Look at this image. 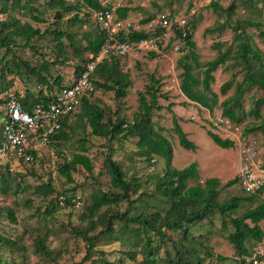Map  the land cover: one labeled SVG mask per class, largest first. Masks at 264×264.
Returning <instances> with one entry per match:
<instances>
[{
    "label": "trees",
    "instance_id": "obj_1",
    "mask_svg": "<svg viewBox=\"0 0 264 264\" xmlns=\"http://www.w3.org/2000/svg\"><path fill=\"white\" fill-rule=\"evenodd\" d=\"M10 1V6L14 9L19 0H1V11L5 12V7ZM255 0H250L255 6ZM93 8L98 9L100 6L97 0H86ZM49 8H60L55 13L56 19H63L66 14L74 12L72 18L79 17L77 10L78 1L69 2L67 0H48L44 3ZM84 4L82 8L84 10ZM190 7V5H189ZM209 7L213 11H218L220 15L225 16V20L217 22L216 26L205 28V33L217 31L219 34L229 27L233 31V40L235 41V49L227 46L223 50L217 46L216 56L205 62L199 61L196 43L193 39L197 21L190 18L189 25L192 33L189 34L183 44L182 55L178 59V65L182 68L180 77V90L188 101L199 104L200 106L212 111L218 103V96L211 89V82L214 80L213 72L220 66L224 67L229 59H235L237 64L245 69L244 81L237 84L236 88L240 94L249 89L253 85H259L264 90V51H261L254 43L252 36L248 33L249 27L261 29V22L250 19H236L232 21L237 5L235 2L222 7L219 0H210ZM25 8V6H22ZM131 10L129 6H121L116 8V14L119 18H126ZM25 13V12H23ZM83 13L90 16L85 10ZM219 15V16H220ZM153 17V16H152ZM150 16L143 20V23L149 20ZM95 21V20H94ZM87 22V20H84ZM58 21L54 20V24ZM65 32L57 30L41 31L38 27L28 22L19 23L17 17H10L0 21V49L5 50L4 56L0 58V78H4L7 73H11L18 80L34 85V88L26 87L25 96L20 98L24 109H31L37 103H47L49 93L54 89L68 86L70 83L64 84L59 76L52 81L44 73L47 71L48 61L43 60L40 65L30 64V61L17 58L11 61L10 58L14 53L13 46L30 47L33 37L53 35L56 41V56L51 64L62 63L59 57L66 55L65 45L61 41V37ZM163 33V29L158 28L154 32H146L145 30H132L121 35V39L138 40L140 38L157 37ZM264 37V31L259 32ZM67 36L71 37L70 33ZM176 36H181L179 30ZM173 38V37H172ZM16 39H21L16 42ZM171 39V38H170ZM174 39V38H173ZM104 31L99 28L95 21V27L84 32L83 37L76 41L70 42V45L78 53L83 51L89 56L80 55V64H76L74 68L75 76L83 69L86 62L90 59V55H96L104 43ZM85 42V45L82 42ZM162 41V40H161ZM161 41H157L160 46ZM77 43V45L75 44ZM16 50V49H15ZM36 53V52H35ZM158 53V52H157ZM38 54V52L36 53ZM6 55V56H5ZM15 55V54H14ZM150 55H156L155 51H150ZM126 57V56H124ZM121 58L123 56H110L103 58L95 67L93 72L95 90L84 96L79 105V111L66 115L61 120V126L58 132L49 142L54 148L55 153L59 152V156L63 157L64 162L58 164L57 170L64 175L68 181H71V172L76 170L77 164H82L87 170L91 171V161L83 154H73L68 161L62 155V144L68 140L70 132L75 128H81L82 133L104 138L111 144L113 141H120L123 138L130 137L134 139L135 154L149 161L154 157H159L165 161V169L156 178L155 192L147 193L140 191L141 184L138 179H127L125 171L117 160L107 154L104 161L106 172L110 177V188L107 190L98 189L89 196V202L85 205L87 212L85 217L81 219L85 222V227L72 228L77 237L82 238L86 246L87 259L91 254L97 251L100 255L98 262L100 264H121L119 261H110L103 255V250H95L98 242L103 241L109 244L118 241L121 245L129 247L124 251L130 259H135L139 253L143 256L144 264H211L222 259L220 254L215 256L209 250L203 252L201 256L199 247L203 246V236L195 237L192 232L193 227L201 226L207 220L213 224V218L219 214L221 217V230L226 232L225 236L232 244L235 254L238 255L242 263L252 264L245 260V256L253 254L255 248L263 241L264 229L261 222L264 220V198L262 194L264 187L258 189L255 193L246 194L242 190L240 195H232L220 202L217 197L220 189L230 187L237 183V176L227 180L224 184L217 177H210L204 180V184L187 186V181L197 179L200 176L198 164L190 163L184 168L172 167V144L170 140L162 133V127H155L152 120V112L161 109L162 105L158 103L159 97L167 96L160 92V78L153 74L149 76L150 82L146 84L144 91H139L138 107L134 112L131 121L125 117H120L118 111L111 112L109 108L101 105L98 99L94 98L97 90L102 92H112L114 100H120L127 95L128 88L131 86L129 74L122 69ZM257 64V66H256ZM198 71H195V70ZM23 71V72H22ZM203 73L199 78V73ZM13 82L7 81L4 86L0 85V91L9 89V85ZM247 83L246 87L243 84ZM232 87L230 80L223 83L221 93L225 94ZM209 94L211 96H209ZM264 105V98L255 101V106L249 112L240 113L241 105L238 101L225 99L220 102L222 116L228 118L233 125H238L245 115H254L259 117V107ZM173 106L168 104V110ZM74 115V119L70 120ZM174 124L173 131L178 137L180 145L186 149H195L196 145L189 140L175 116L173 115ZM259 129L264 135V122L259 128L244 129L245 133H251ZM208 134L212 140L220 147L228 148L234 145V141L229 138H221L218 134L208 130ZM84 135L79 136L78 141L85 143ZM109 149L112 151V147ZM37 157L36 150H29ZM20 164L24 165L20 161ZM0 168V194L19 193L22 189L27 190L28 186H22L18 180L20 173L14 170L10 172L7 164L1 163ZM222 185V186H221ZM221 186V187H220ZM220 187V188H219ZM77 187H70L61 192H57L51 185L50 178L47 182H42L33 187V193L47 197L51 196L50 202L54 201L51 210L46 208L45 213L52 212L55 205H59V197H63L64 205L62 207H74L73 198L76 196ZM55 194V198H54ZM133 195L136 197L132 198ZM53 197V198H52ZM157 199V203L151 204V199ZM80 199H82L80 197ZM126 201L127 208L124 211L115 210L113 208L119 201ZM28 201V200H26ZM82 201V200H81ZM105 207L104 210H101ZM150 207L151 209H148ZM243 207V208H242ZM238 209L244 211L234 216ZM0 216L7 218L10 222L16 223L14 209L9 206L0 205ZM231 227L228 230V227ZM100 227V228H99ZM166 230H179V237L174 239L176 247L174 252L165 251L162 257L160 254V246L157 245L155 239L163 241L167 234ZM91 233V234H90ZM47 236L37 237L34 240V252L41 258L40 264H58L57 259L60 252L51 249L46 244ZM0 245L16 247L17 242L11 237H3L0 235ZM138 249V251L136 250ZM206 257L210 260L205 263ZM76 264H81L78 262ZM89 264H96V260L92 259Z\"/></svg>",
    "mask_w": 264,
    "mask_h": 264
},
{
    "label": "rangeland",
    "instance_id": "obj_2",
    "mask_svg": "<svg viewBox=\"0 0 264 264\" xmlns=\"http://www.w3.org/2000/svg\"><path fill=\"white\" fill-rule=\"evenodd\" d=\"M48 0H19V3L13 9L9 3L5 6L7 10L1 11L0 0V21L10 17H17L19 23L28 22L31 25L38 27L41 31L46 29L65 32L61 37V41L65 45L66 55L59 57L62 63L51 64L52 60L57 59L56 56V41L53 35L33 37L30 47L13 46V54L11 61L17 58L29 60L30 64L40 65L43 60L48 61L47 71L44 73L53 80L59 76L63 83H70L75 78L74 68L76 64H80V55L89 56V54L74 50L70 45L71 41L76 42L83 37L84 32H87L95 27L93 16H87L83 13V0H67L69 2L78 1L77 19H73V13L66 14L63 19H56L55 13L60 8H49L44 3ZM109 3L117 7L129 6L131 10L128 12V19L134 25L142 27L151 19L155 18L159 13L169 14L170 16L185 15L189 19L195 18L197 21L193 39L196 43L199 61L205 62L213 59L217 54L218 48L223 50L227 46H232L235 49V41L233 40V31L229 27L219 34L217 31L205 33L207 27L216 26V23L225 20L224 15H220L217 11H213L209 7L210 0H108ZM235 2L237 5L235 13L232 17L234 22L236 19H250L261 22V29L249 27L248 33L252 36L255 45L264 51V37L260 36L259 32L264 31V0H255V6L249 3L250 0H219L222 7ZM190 5V7H189ZM25 6V8H22ZM194 11V14H192ZM25 12V13H23ZM192 14V15H189ZM220 15V16H219ZM149 20L143 23V20L149 17ZM153 16V17H152ZM54 20L58 23L54 24ZM87 20V22H84ZM158 29V28H157ZM71 34V37L67 36ZM21 39H16L19 42ZM173 38L164 39L159 46V52L151 56L150 51L141 50L121 58L122 69L126 71L132 81L128 88L127 95L120 100H114L112 92H102L97 90L94 93V98L98 99L101 105L106 106L114 112L118 111L120 117H125L131 121L134 112L138 107V92L144 91L146 84L150 82L149 76L153 74L160 78V92L167 96L159 97L158 103L162 105L161 109H155L152 112V120L155 127H162V133L170 140L172 144V167L184 168L192 162L198 164L200 176L197 179L187 181V186L204 184V180L210 177H217L224 184L227 180L234 178L239 169V157L235 145L223 148L218 146L208 134V130L218 134L221 138L233 139L234 128L230 129L231 134H226L213 125L215 118L221 113L220 102L225 99L238 101L241 105L240 113H246L252 110L255 106V101L264 98V90L259 85H253L242 94L236 88V85L243 82L245 78V69L237 64L235 59H229L224 67H218L214 72V80L211 82V89L218 96V103L212 111L200 106L197 103L188 101L180 90V77L182 68L178 65V59L183 54L181 51L172 49ZM77 45V43H75ZM85 45V42H82ZM16 49V50H15ZM38 52V54L36 53ZM5 50L0 49V58L4 56ZM6 56V55H5ZM28 61V62H29ZM257 66V64H256ZM195 71H198L197 69ZM23 72V71H22ZM1 76V75H0ZM203 73H199L198 77L202 78ZM13 82L9 85L11 89H25L26 87L34 88V85L26 83L23 80H18L13 75L7 73L4 78H0V85L7 81ZM230 80L232 87L225 94L221 93L220 89L224 82ZM247 83L243 84L246 87ZM209 96H211L209 94ZM172 103L171 109L168 110L167 105ZM79 111V109H78ZM259 117L254 115H245L237 127L244 130L248 128H259L264 122V105L259 107ZM78 113V112H77ZM175 114L181 129L187 133L196 148L186 149L182 147L178 141V137L172 129L174 124L173 115ZM3 115V107L0 105V120ZM191 116H194L193 118ZM74 119V115L70 120ZM254 134L262 133L259 129ZM69 138L62 144L61 152L69 161L73 154H83L91 161L92 170H87L82 164L76 165V170L71 172V181L59 173L57 170L58 164L64 162L63 157H60L51 147V144H46L36 150L37 157L33 162L24 165L20 164L19 160L15 161V169L20 173L18 180L22 186H28L27 190L23 189L14 194L12 192L0 194V205L9 206L14 209L17 219L16 223L10 222L7 218L0 216V235L3 237H11L17 242L16 247L0 245V264H40L41 258L34 252V240L37 237L47 236L46 244L53 250L59 251L60 256L57 259L58 264H89L92 259L98 262L100 255L96 252L91 254L87 259L85 241L77 237L72 228L85 227V222L81 217H85L87 212L85 205L89 202V196L92 192L107 190L110 188V177L104 166L105 157L107 154L112 156V159L117 160L125 171L126 178H136L141 184L140 191H147L151 194L155 192L156 178L165 169V161L162 158L154 157L150 161L146 158L135 154L134 139L127 137L120 141H113L109 144L104 138L97 137L87 132L82 133L81 128H75L73 132L68 133ZM84 135L85 143L78 141L79 136ZM234 140V139H233ZM112 147V151L109 147ZM1 164V163H0ZM2 169L0 168V171ZM50 178L51 185L57 192L70 187H77L76 196L82 199V205L79 207L55 205L52 212L45 213L46 208L51 210L54 201L50 202L51 196L40 197L33 193V187L42 182H47ZM222 186V185H221ZM220 186V187H221ZM219 187V188H220ZM241 189L238 183L230 187L220 189L217 199L223 202L232 195H240ZM136 197L133 195L132 198ZM264 198V191L261 196ZM53 198V197H52ZM55 198V194H54ZM56 199V198H55ZM28 200V201H26ZM157 199L152 198L151 204L157 203ZM115 210L124 211L127 208V202L122 200L113 206ZM243 208V207H242ZM103 207L101 210H104ZM148 209H151L148 207ZM244 209H238L234 216L241 214ZM221 217L219 214L213 218V224L207 220L201 226L193 227L192 232L195 237L203 236V246L199 247L200 255L207 249L213 253L220 254L222 259L211 264H248L242 263L235 254L232 244L226 238L223 230H221ZM264 229V220L261 222ZM100 228V227H99ZM231 227H228V230ZM179 230H166V238L159 241L156 238L157 245L160 246V254L163 257L165 251L174 252L176 242L174 239L179 237ZM91 234V233H90ZM264 248V238L260 243ZM95 250H103L104 256L110 261H119L121 264H144L142 254L138 253L135 259H130L124 251L129 250V247L121 245L118 241L105 244L103 241L98 242ZM138 251V249H136ZM210 260L206 257L205 263ZM161 264V261H159Z\"/></svg>",
    "mask_w": 264,
    "mask_h": 264
},
{
    "label": "built area",
    "instance_id": "obj_3",
    "mask_svg": "<svg viewBox=\"0 0 264 264\" xmlns=\"http://www.w3.org/2000/svg\"><path fill=\"white\" fill-rule=\"evenodd\" d=\"M99 8H93L85 0V11L93 16L99 28L104 31L105 40L96 55H90L80 73L68 86L54 89L50 92L47 103H37L31 109L22 107L20 98L24 96L23 89H6L0 91V105L3 107V120L0 128V163L7 164V169L14 172L15 161L31 163L34 156L29 150H37L52 141L53 136L61 126V120L66 115L77 112L81 99L95 90L93 72L96 65L106 57L127 56L141 50L158 51L157 41L174 38L172 49L182 51L185 38L192 33L189 18L185 15L170 16L159 13L142 28L133 22L116 15V7L108 0H97ZM194 14V11H192ZM189 14V15H192ZM157 28L163 33L157 37L140 38L138 40L121 39V35L132 30L154 32ZM179 30L181 36H176ZM193 118V116H192ZM213 125L216 129L233 133L234 145L238 152L239 169L237 183L246 194L255 193L264 187V135L262 133H245L237 125L218 115ZM74 206L79 207L82 201L78 196L73 198ZM59 204L64 205L63 197ZM259 244L252 255L245 260L252 264H264V248Z\"/></svg>",
    "mask_w": 264,
    "mask_h": 264
},
{
    "label": "crops",
    "instance_id": "obj_4",
    "mask_svg": "<svg viewBox=\"0 0 264 264\" xmlns=\"http://www.w3.org/2000/svg\"><path fill=\"white\" fill-rule=\"evenodd\" d=\"M115 6V5H114ZM116 8H117V6H115ZM121 7V6H120ZM115 12H116V10H115ZM128 15V14H127ZM126 18H128V17H126ZM145 26H146V24H144L143 26H142V28H145ZM143 30V29H142ZM160 36V35H159ZM164 40V39H163ZM156 52H159V49H158V51H156ZM24 90V89H23ZM24 92H25V90H24ZM24 96H25V94H24ZM23 96V97H24ZM23 97H21V98H23ZM4 114V113H3ZM221 114V113H220ZM219 114V115H220ZM222 115V114H221ZM192 117V116H191ZM194 117V116H193ZM194 119V118H193ZM2 120H3V115H2V117H1V120H0V128H1V122H2ZM0 139H1V134H0ZM232 140V139H231ZM40 148V147H39Z\"/></svg>",
    "mask_w": 264,
    "mask_h": 264
},
{
    "label": "clouds",
    "instance_id": "obj_5",
    "mask_svg": "<svg viewBox=\"0 0 264 264\" xmlns=\"http://www.w3.org/2000/svg\"><path fill=\"white\" fill-rule=\"evenodd\" d=\"M86 1V0H85ZM109 2V1H108ZM88 4V3H87ZM109 4H111V5H114V4H112V3H109ZM89 5V4H88ZM84 10H85V6H84ZM89 14V13H88ZM90 15V14H89ZM117 15V14H116ZM121 19H124V18H121ZM128 56V55H127ZM124 57V56H123ZM76 77V76H75ZM71 83V82H70ZM78 111V110H77Z\"/></svg>",
    "mask_w": 264,
    "mask_h": 264
}]
</instances>
